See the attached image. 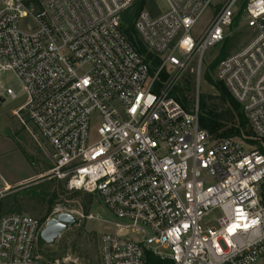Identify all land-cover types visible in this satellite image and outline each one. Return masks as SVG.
Listing matches in <instances>:
<instances>
[{"label":"built area","instance_id":"2783aa9c","mask_svg":"<svg viewBox=\"0 0 264 264\" xmlns=\"http://www.w3.org/2000/svg\"><path fill=\"white\" fill-rule=\"evenodd\" d=\"M133 28L149 63L122 31L134 0H0L4 99L26 97V120L49 150L46 176L99 197L114 231L99 237L100 264H264V154L199 124L198 102L171 93L193 58L231 35L241 7L251 40L217 65V78L264 141V0H153ZM221 5L198 37L200 16ZM237 24V25H238ZM173 69L162 82L160 73ZM11 186L0 173V190ZM213 209L217 226L199 221ZM44 225L27 214L0 217V264H64L36 250Z\"/></svg>","mask_w":264,"mask_h":264},{"label":"rangeland","instance_id":"374dc122","mask_svg":"<svg viewBox=\"0 0 264 264\" xmlns=\"http://www.w3.org/2000/svg\"><path fill=\"white\" fill-rule=\"evenodd\" d=\"M220 5V2L216 3L200 16L193 28V36L201 34ZM144 7L150 10L148 5ZM163 9V3L156 1L152 13ZM231 31L226 44L223 40L209 47L200 62L193 58L181 71L175 88L183 89L187 107H192L195 101L199 104L200 97H205L207 106L217 111L226 109V105L219 99L218 91L207 82L204 74L208 73L213 80L218 81L217 67L213 71L209 70L214 58L223 49L229 55L238 51L253 36L244 26V20L231 28ZM173 73L174 70L170 68L163 70L160 73L161 81L164 82ZM0 80L3 85L21 92V84L13 73H1ZM25 101L24 96L14 100L6 97L0 105V173L11 186L5 191L0 190V217L11 213L27 214L45 226L48 220L56 218L60 213H69L75 219L74 223L52 244L37 242L36 250L46 260H57L64 264H100L99 237L104 232L114 231V218L96 195L69 191L63 182L45 175L51 168L49 150L23 115L22 106ZM227 116L226 112L224 117L227 119ZM228 120L223 122L230 126ZM230 137L242 142L247 149H256L258 143L264 147V141L253 135L248 124L240 136ZM19 179L23 180L17 182ZM260 190L264 192V184ZM220 216L218 209L211 210L199 221V227L204 230L217 226L216 221Z\"/></svg>","mask_w":264,"mask_h":264},{"label":"trees","instance_id":"16d2710c","mask_svg":"<svg viewBox=\"0 0 264 264\" xmlns=\"http://www.w3.org/2000/svg\"><path fill=\"white\" fill-rule=\"evenodd\" d=\"M144 5H148L150 11L152 12L155 3L153 0H134L132 6L123 12L121 15L122 18V31L127 37L128 41L132 44V46L143 56L144 60L149 63V71L151 74H154L159 65V59L156 58L153 54L146 51L145 47L142 45L139 40L134 28H133V19L136 13L144 7ZM241 17V7H239L238 11L234 16V21L232 28L237 26ZM228 38H225L223 43L226 44ZM229 55V52L225 49L221 50L219 54L214 58L212 63L209 65V70H214L219 62L223 60L225 57ZM163 76V75H162ZM207 82L212 85L219 93V99L222 104L226 105V109L217 111L215 108L209 107L206 104L205 97H200L198 108H199V124L202 128L207 130L211 135L216 138L219 137H230V136H240L241 131L247 125V120L240 105L231 97L229 92L227 91L225 85L221 81H215L211 78L208 73L204 74ZM171 96L174 97L178 102L182 104L183 107L187 108V100L184 94L183 89L175 88L171 93ZM227 116L224 117V115ZM231 119V120H228ZM231 124L227 126L223 121H227ZM234 122V123H232ZM253 142V141H251ZM257 150L264 154V147L261 143H258ZM261 201L264 204V192L261 193ZM39 243H43L41 239H38ZM146 261L147 264H173L169 260H160L158 257L154 256L151 252L146 251Z\"/></svg>","mask_w":264,"mask_h":264},{"label":"water","instance_id":"95a60500","mask_svg":"<svg viewBox=\"0 0 264 264\" xmlns=\"http://www.w3.org/2000/svg\"><path fill=\"white\" fill-rule=\"evenodd\" d=\"M4 98L0 96V105ZM75 219L69 213H60L56 218L48 220L40 232L39 238L44 244H52L54 240L70 225Z\"/></svg>","mask_w":264,"mask_h":264},{"label":"crops","instance_id":"0c3cea01","mask_svg":"<svg viewBox=\"0 0 264 264\" xmlns=\"http://www.w3.org/2000/svg\"><path fill=\"white\" fill-rule=\"evenodd\" d=\"M24 179H25V178H24ZM21 180H23V179H19V180H17V182H18V181H21Z\"/></svg>","mask_w":264,"mask_h":264}]
</instances>
